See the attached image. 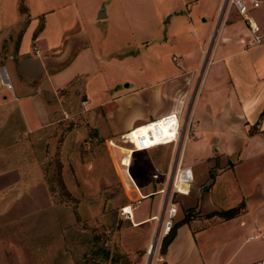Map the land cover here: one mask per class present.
Masks as SVG:
<instances>
[{
	"label": "rangeland",
	"instance_id": "1",
	"mask_svg": "<svg viewBox=\"0 0 264 264\" xmlns=\"http://www.w3.org/2000/svg\"><path fill=\"white\" fill-rule=\"evenodd\" d=\"M33 1L36 10L48 5L50 17L74 4L80 22L73 31L84 24L96 32V53L93 63L91 58L81 66L86 72L57 90L62 117L30 134L28 155L24 158L16 151L22 150V141L8 142L7 171L0 172V264H146L149 254L143 240L149 241L155 221L134 225L121 213V206L138 194L131 190L121 163L131 145L102 133L101 124L107 115L122 123L137 104L142 109L155 106L157 97L152 91L159 86L187 88L181 114L188 111L197 76L210 44L214 46L213 30L208 34L205 30L215 20L220 0ZM99 6L109 12L108 17L94 13ZM16 9L14 28L0 34V57H11L32 19L37 21L35 33L42 25V17L36 19L27 11L25 0H17ZM178 39L201 43L198 62L179 72L193 74L190 83L182 75H166L179 70L174 45ZM86 44L84 39L75 41L70 53L47 65V70L69 63ZM31 50L40 52L33 42ZM216 144L188 139L184 162L192 164L195 180L177 187L176 200L185 197L190 203L196 197L204 209L218 211L237 207L236 214L243 213L249 225H260L257 230L264 232V172L258 175L262 181L245 178L256 174L255 170L250 174L247 167L255 169V161L233 165L236 158L225 157ZM168 145L141 151L140 163L131 159L129 172L143 194L164 184L174 149ZM199 151L210 156L201 158ZM24 159L34 162L26 165ZM160 204L161 194L153 193L136 203L135 211L158 213ZM246 232V227L241 228L240 242ZM256 255H264V239L244 241L232 264Z\"/></svg>",
	"mask_w": 264,
	"mask_h": 264
},
{
	"label": "crops",
	"instance_id": "2",
	"mask_svg": "<svg viewBox=\"0 0 264 264\" xmlns=\"http://www.w3.org/2000/svg\"><path fill=\"white\" fill-rule=\"evenodd\" d=\"M16 1L0 0V34L5 35L9 28H14L12 23L18 14ZM53 1L43 0V4ZM25 4L27 11L34 14L36 19L38 16L42 17L43 22L35 33L37 21L32 19L21 33L17 49L11 57H0V63L6 65L13 82V89L0 84V172L7 171L8 142L17 139L22 141V150L16 151L25 158L28 155L30 134L33 135L43 126L62 117L64 109L58 100L57 90L70 83L73 77L86 72L81 66L91 58L93 63V55L96 53L93 45L96 32H90L84 24L73 31L80 22V14L74 4L54 11L51 17L46 14L51 11L46 9L48 5L36 10L33 0H25ZM100 8L102 7L96 8L94 13ZM104 10L105 16L102 17H108L109 12ZM248 15L256 22L259 30H264V4L251 8ZM214 27L215 20L211 19L205 34L210 33ZM2 29L5 31H1ZM217 32L208 63L202 66L191 95L190 134L188 132L184 142L177 148L175 146L173 155L175 152L181 154L182 163L193 169L192 164L184 162L188 139L193 138L195 142L204 144L206 141L216 142V148L222 150L225 157L236 158V161H232L233 165L236 162L247 164L254 160L255 169L254 165L247 167L250 174L253 170L256 174L245 178L253 182L254 179L262 181L258 175L264 172V42L253 45L247 43L252 32L245 18L235 11ZM81 39L86 40L87 44L75 53L69 63L55 71L47 70V65L64 59L70 53L73 43ZM32 42L40 49L38 54L31 50ZM174 45L179 56V70L166 75H175L177 78L182 75L185 83H190L193 74L179 72L193 68L190 66L198 62L201 43L198 39L194 42L178 39ZM170 86L154 89L152 95L157 97L155 106L142 109L140 104L135 105L122 123H116L107 115L105 122L101 124L102 133L120 137L122 133L129 132V136H135L143 133V125L147 121L169 111L180 110L188 89ZM192 146L194 145L191 144ZM156 147L164 148L165 144ZM141 151L145 150L133 152V162L140 163ZM198 155L203 158L208 154L199 151ZM24 161L22 160L23 163ZM32 162L26 161V165H31ZM23 163L20 166L25 171ZM154 174L157 173H153V177ZM235 179L239 180L238 177ZM242 179L243 177L240 180ZM197 188L195 194L199 192ZM140 192L142 193L141 190ZM195 200L196 197L188 203L185 197H180L179 201L177 199L179 210L175 222L178 224L174 228V235L165 251L153 259L151 264H232L238 248L260 226L249 225L243 213L229 218L213 214L219 209H204L202 203L198 205ZM154 213L136 212L134 207L132 222L134 225L146 223ZM243 227H246L247 232L240 242L239 233ZM154 228L155 224L152 230ZM150 229L149 225L147 230ZM147 244V239H144L143 246H147L146 250ZM259 257L261 256L256 255L237 260L235 264H245Z\"/></svg>",
	"mask_w": 264,
	"mask_h": 264
},
{
	"label": "built area",
	"instance_id": "3",
	"mask_svg": "<svg viewBox=\"0 0 264 264\" xmlns=\"http://www.w3.org/2000/svg\"><path fill=\"white\" fill-rule=\"evenodd\" d=\"M264 4V0H220L218 11L215 18V27L213 29V41L215 40L218 29L229 19L232 12H237L245 18L252 36L247 41L249 45L260 44L264 42V30H259L258 25L250 18L248 12L251 8H258ZM212 41V42H213ZM209 47V51L211 49ZM209 51L206 54L204 65L208 62ZM0 84L7 88L13 89L10 72L5 64H0ZM86 100L83 101L85 103ZM189 108L186 113L181 114L180 110H173L164 113L152 120L147 121V133H138L135 136H129V132L122 133L120 138L124 142L130 143V149L146 150L163 144H172L175 148L188 137V126L190 123ZM112 143V141H111ZM113 144V143H112ZM132 152V151H130ZM127 165V171H128ZM158 174H154L157 177ZM193 169L190 165L182 163L181 154L175 152L171 165L166 173L164 184L156 191L146 194H137L139 187L136 180L128 171V180L131 185V190L137 194L129 203L121 206V213L129 219H132L133 209L136 203H140L141 199L153 193L161 194V204L158 213L150 216V219L155 221V228L152 231L148 241V248L151 253H148L146 264H151L152 260L161 254L162 242L172 230L176 216L178 214L179 205L176 200V189L180 184H188L194 181ZM248 239H264V232L255 230L248 235ZM245 264H264V255Z\"/></svg>",
	"mask_w": 264,
	"mask_h": 264
},
{
	"label": "trees",
	"instance_id": "4",
	"mask_svg": "<svg viewBox=\"0 0 264 264\" xmlns=\"http://www.w3.org/2000/svg\"><path fill=\"white\" fill-rule=\"evenodd\" d=\"M237 211H238L237 207H231V208L224 209L222 211H217V212H212V213L213 214L214 213L219 214L220 216H222L224 218H229V217L236 215ZM177 224H178V222H175L170 233L164 237L163 242H162L161 251H165L167 244L171 241V239L174 235V228Z\"/></svg>",
	"mask_w": 264,
	"mask_h": 264
},
{
	"label": "bare ground",
	"instance_id": "5",
	"mask_svg": "<svg viewBox=\"0 0 264 264\" xmlns=\"http://www.w3.org/2000/svg\"><path fill=\"white\" fill-rule=\"evenodd\" d=\"M147 127H148V122L145 123V125H143V133H147ZM133 150H134V149H132V150H127L126 153H125V154L122 156V158H121V163H122V165L125 166L126 171H127V165L130 167V164H131V156H132V153L134 152ZM129 151H132V152H130V154L127 155V154L129 153ZM127 159L129 160V163H127V161H128ZM129 167H128V171H129ZM128 171H127V175H128ZM138 194H142V193L140 192V189H139ZM145 197H146V196H145ZM148 247H149V246H148ZM147 253H151V250L149 251V248H147Z\"/></svg>",
	"mask_w": 264,
	"mask_h": 264
},
{
	"label": "water",
	"instance_id": "6",
	"mask_svg": "<svg viewBox=\"0 0 264 264\" xmlns=\"http://www.w3.org/2000/svg\"><path fill=\"white\" fill-rule=\"evenodd\" d=\"M97 16L98 17H102V16H105V10H104V8L102 7V8H100V10L98 11V13H97Z\"/></svg>",
	"mask_w": 264,
	"mask_h": 264
}]
</instances>
